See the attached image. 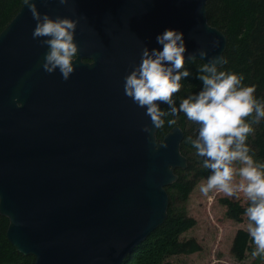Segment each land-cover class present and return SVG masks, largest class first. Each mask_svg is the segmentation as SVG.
<instances>
[{
	"label": "water",
	"instance_id": "95a60500",
	"mask_svg": "<svg viewBox=\"0 0 264 264\" xmlns=\"http://www.w3.org/2000/svg\"><path fill=\"white\" fill-rule=\"evenodd\" d=\"M206 1L35 0L41 13L79 20L67 81L43 69L47 46L33 39L26 3L0 32V216L33 264H123L165 221L166 187L187 166L183 131L145 133L150 117L125 95L124 76L169 27L188 51L223 54Z\"/></svg>",
	"mask_w": 264,
	"mask_h": 264
},
{
	"label": "clouds",
	"instance_id": "9594fccd",
	"mask_svg": "<svg viewBox=\"0 0 264 264\" xmlns=\"http://www.w3.org/2000/svg\"><path fill=\"white\" fill-rule=\"evenodd\" d=\"M25 3L36 21L33 39L47 46L43 69L50 74L59 70L67 81L79 55L75 41L79 20L59 15L53 18L41 13L35 0ZM59 3L67 5L69 0ZM156 41L161 47L144 45L139 63L124 76L125 95L150 117L151 124L142 130L152 135L153 127H172L181 113L195 123V136L185 139L209 172L199 191L206 196L213 191L229 197L244 194L248 203L243 215L255 245L252 255L264 257V160L256 158L247 143L255 131L253 125L264 119V97L255 95V84L243 83L242 73L224 69L228 60L222 53L209 55L203 47L188 51L183 31L165 28ZM214 47H219L218 42ZM186 61L199 62L195 79L200 86L187 95H175L183 87L182 81L193 77ZM14 102L22 105L16 98Z\"/></svg>",
	"mask_w": 264,
	"mask_h": 264
},
{
	"label": "trees",
	"instance_id": "16d2710c",
	"mask_svg": "<svg viewBox=\"0 0 264 264\" xmlns=\"http://www.w3.org/2000/svg\"><path fill=\"white\" fill-rule=\"evenodd\" d=\"M25 0H0V32L12 20ZM206 20L208 24L221 31L226 37L223 55L228 63L224 69L242 73L244 84H255V95L264 97V0H207ZM186 62L185 66L193 72L189 82L182 81L183 87L175 95H187L197 91L200 81L195 79L196 64ZM166 107V106H165ZM179 126L183 131L180 153L186 157L185 169L174 171L177 180L166 187L168 195L167 217L149 236L138 245L123 261V264H173L168 258L175 255H188L199 252L201 246L192 238L184 239L182 235L195 225V220L186 213L185 203L195 185L209 174L202 167L195 150L186 142V137L196 134V125L182 113L177 124L157 129V139L173 127ZM255 131L249 134L247 143L254 150L255 157L264 160V119L253 125ZM245 204L221 199L226 207V217L235 221L243 220ZM8 220L0 216V264H33L32 256L18 253L6 239ZM249 235L237 231L231 253L236 259L244 257Z\"/></svg>",
	"mask_w": 264,
	"mask_h": 264
},
{
	"label": "rangeland",
	"instance_id": "374dc122",
	"mask_svg": "<svg viewBox=\"0 0 264 264\" xmlns=\"http://www.w3.org/2000/svg\"><path fill=\"white\" fill-rule=\"evenodd\" d=\"M203 182L206 180L201 179L195 185L185 203L186 213L195 220V225L182 235L184 239L196 240L201 250L193 254L171 256L168 261L173 264H264V257L252 255L255 245L250 236L242 259H236L231 253L237 231L248 234V220L246 216L241 222L227 218L226 207L221 204V199L245 204L247 199L244 194L241 192L237 197H229L213 191L206 196L199 191V185Z\"/></svg>",
	"mask_w": 264,
	"mask_h": 264
}]
</instances>
